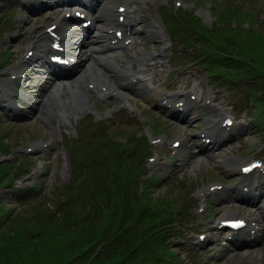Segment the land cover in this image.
Wrapping results in <instances>:
<instances>
[{"label": "rangeland", "instance_id": "obj_1", "mask_svg": "<svg viewBox=\"0 0 264 264\" xmlns=\"http://www.w3.org/2000/svg\"><path fill=\"white\" fill-rule=\"evenodd\" d=\"M149 2V7H146L144 3L141 4L145 7L144 11H142V15L151 21L148 23V25H152L154 20L160 19V13L163 11V5H168L169 7L167 8L169 10L174 9L173 0H149ZM197 2L198 3L195 6L196 8H193V12L204 22L206 26L211 27L216 23L215 15L211 13L215 10L213 1L197 0ZM216 3L217 5L225 3L224 5L227 7L230 5L233 7L240 5L252 12H255L256 8V15L253 16L252 19L258 23L260 16L263 13L264 0H215V4ZM251 4H254L255 8L252 7ZM16 7L18 8H10V6L7 8L2 6L0 7V88L5 90V87H7L9 93H12L9 89L10 86L14 85V82L10 80L11 73L15 72V70L21 65L26 50L31 48L38 38L43 33H45V28L47 26L53 23H58L62 19L61 14L56 13H43L32 16L34 19H29L30 16H27L24 12H21L22 8L19 7V5H16ZM5 14H9V18H6ZM207 15H209L208 18ZM61 25L62 29L68 32V29H70V24L61 22ZM104 26L105 25L103 24V28ZM257 30L264 31V24H257ZM21 31H24L27 37H23L20 34ZM72 41L73 40H71V42ZM149 45V50H152L153 44L149 43ZM143 47H146V44H144ZM162 47L163 46H161V48ZM245 50L246 46H244V51ZM6 52L10 53V55L5 56L4 53ZM116 54L117 53L112 55L114 61L108 65L109 71L131 67H138L140 69L150 67L149 64H147V60L145 61L144 65L139 64L138 59L142 58L143 56L138 57L136 55H130L125 57L124 55L122 58L117 57ZM44 55V53L35 52L34 57L24 63L19 71L25 73V78H22L21 84L23 86L30 85L32 89V98L34 92L36 94H41L42 89L45 90V87L48 86L46 84L47 79L43 75L45 68H42L41 64L39 63V57ZM85 56L86 54L84 53V57ZM174 59L175 56L164 55L162 57L158 56V58L153 60L164 62L166 67L173 68L172 64ZM112 66H115L116 68L112 69ZM190 69L191 71H195L206 78L197 65L191 66L189 70ZM105 73H107V71H105ZM113 75H115V78H117L118 73L113 72ZM120 76H122V81H119V83H128L132 80V78L125 73H120ZM180 80H186L188 85H191L193 82L192 77L189 76L181 78ZM75 81L80 83V87L82 89L88 84L87 82L91 81V78L87 76L83 79L77 78ZM238 82L245 84L242 78H239ZM10 83H13V85ZM226 89L227 91L225 89H219V91H217L218 100H220L222 96L226 98L228 102L234 101L238 106H243L245 107L244 110L249 111V106L245 95L240 94L235 88ZM164 90L165 88L163 87V91ZM177 90H180V86L177 88ZM156 91L163 92L159 90V87H156ZM140 92L142 93L144 91L141 90ZM26 96H29V92L26 93ZM26 96L23 95L24 99L28 100ZM103 96V94H96L93 91H89L86 95V104L89 109L83 114L81 113V108L84 105L79 108L77 106L79 99L74 100L73 95L67 93V91L64 92V95L61 98L57 97V95L56 97L52 98L48 97L47 104L45 105L42 102L40 106L36 108L38 111L31 115L32 118L18 116L8 117L6 112L0 110V144H5L6 150L9 153L16 155V157L5 156L1 155L2 153H0V165H11L12 160H14L16 168L19 169L20 165L23 164V161L27 162L25 164H28L29 169L33 170L32 174L28 177L27 182H18V187H29L31 189L29 195L31 197L38 195L40 197L39 202L42 205H45L47 201H52L54 203V201L63 200L64 196L69 190L68 184L71 185L83 183L89 179V175L86 173L87 167H82L81 165L79 167L77 179H75L77 173L76 163L70 159L69 155L71 153V142H75L76 138L79 136H82L83 142H92L103 133V130L100 128L105 127V124H114L119 128L115 130L117 127H112L114 128L113 130H115V132L111 130V133L121 132L128 136H134L135 134L137 138L145 137L144 134L147 131L145 125H147V120L143 123L139 119L140 116L134 117L132 111L121 109L123 106V100L114 101V99H110V95H105V98H103ZM123 99L126 101L128 97H123ZM137 100L139 101V105L141 107V110H138V115L143 112V116L149 118V122L152 125L157 126L160 130L164 131L165 136L168 137V139L164 140L161 138L162 135L159 133H154L156 136H158L155 137V139L160 137L162 139V143L159 145H151L150 152L153 153V157H158L157 161L160 163L156 161L153 164L148 162V164L150 165L153 173L157 172L163 177V179H165L164 182L168 183L166 186H163L165 183L162 184L161 186L163 187H161V190L175 189L178 192V196L174 199L175 201H180L182 196L186 201L189 193L199 189L202 183L205 185L209 182L222 181L220 173L224 170L226 165L232 166L240 164V159H238L236 156L233 157V153L235 152L234 150H236L238 147L240 148L242 144H244V147L238 153L239 155L248 153L250 151V147H255L257 144L264 143V131L259 130L258 124L254 123L251 125L250 123V129L248 130L244 131L242 127L237 129L238 133L244 132L243 140H241L243 137L237 138V142H239L238 145H235L237 148L225 147L224 153H221L219 158L210 161V166L196 164L193 165L192 168L182 167L181 172L175 173L176 166L171 165V169H169L170 166L166 167V163L173 162L175 148H172V140L175 138V135L186 136L182 140L181 148L177 150L180 155H186V150L183 146L185 140L189 138V146H193V143H196V140L198 139L197 135L204 131L208 126L205 124V126L200 129L199 126L201 124L198 123L196 118L195 122L188 126H182L178 123L175 124L169 119H166V115L162 116L160 111L154 109L153 106L155 102H151L148 105L143 103L141 99L136 98V101ZM255 105L259 111H263V103L256 102ZM25 108L26 111H23V113L27 114L28 112H32L29 107L26 106ZM226 109L228 111H234V109L228 108V106H226ZM79 111L80 114H78ZM63 114H66V117H63ZM241 117L244 118L245 115L243 114ZM261 119L264 122V111L261 113ZM205 122H202V124ZM179 126L181 128H178ZM148 135H150L149 132ZM172 137L173 139L169 140ZM29 146H37L39 151L32 154H27L26 150ZM192 150L193 149L189 147L188 151L190 153V160L188 162L191 164L192 162L198 163V158L191 156ZM180 159L181 157L178 159V162ZM236 160L238 163L235 162ZM158 163H165V165H157ZM82 168L84 170H81ZM186 171L189 172L187 173ZM33 182L40 183L41 187L37 189L34 188ZM41 189L43 190L41 191ZM157 194L158 193H156V195ZM191 197L197 199L200 203L198 192L193 193ZM34 205H30L31 208L28 207L25 209L28 212H31L36 208V206L32 207ZM197 205V202H195L193 208H196ZM50 206L51 205H49V207ZM230 210L231 209L229 208L225 209L219 206L217 210H214L213 216L220 218L221 214H227V212ZM198 222L200 221H196V223ZM213 224L216 223L213 222ZM219 236L223 237V235L219 233L214 236V240L217 241V244L219 243ZM218 247L219 245H217L216 249H218ZM210 255L213 256L211 263L209 262ZM220 257L221 254L219 256V252L217 250L211 254L205 253L202 255V258L197 264H234V262L235 264H239L242 260L241 257H233L232 255L228 254H225L221 259H219ZM188 260L191 263L193 262L192 259ZM245 264L252 263L250 261H245ZM255 264H264V257H260L258 261L255 262Z\"/></svg>", "mask_w": 264, "mask_h": 264}, {"label": "trees", "instance_id": "obj_2", "mask_svg": "<svg viewBox=\"0 0 264 264\" xmlns=\"http://www.w3.org/2000/svg\"><path fill=\"white\" fill-rule=\"evenodd\" d=\"M230 66L236 70L233 62ZM144 151L134 144L125 160L121 147L105 138V168L95 167L105 171L98 170L94 185L85 187L82 206L68 196L65 203H57L60 214L52 218V211L45 208L32 211L33 218L14 221L13 209L1 199L0 264H165L161 259L174 257L164 246V214L173 210L171 204L145 193L151 215L136 198ZM0 153H7L5 144H0ZM10 181L1 165L0 185Z\"/></svg>", "mask_w": 264, "mask_h": 264}, {"label": "bare ground", "instance_id": "obj_3", "mask_svg": "<svg viewBox=\"0 0 264 264\" xmlns=\"http://www.w3.org/2000/svg\"><path fill=\"white\" fill-rule=\"evenodd\" d=\"M121 1H126L127 2V0H121ZM105 15H106L105 13L101 14V16H103V17ZM106 17H108V22H109L110 25H115V24H113V19H114V15L113 14H109L108 16L106 15ZM127 28L132 33L133 26L131 25L130 22L127 24ZM48 39H49L48 36H42L38 40V42H41L42 45L43 44L46 45ZM98 39L101 40V37H98ZM37 46L40 47V45H37ZM79 46L82 47V44L80 43ZM38 47H36V50H37ZM40 48H43V46H41ZM95 64H97V63H95ZM106 71H107V73H110L108 69ZM81 72H83V71H81ZM104 73L105 72L102 70V68H93V67L89 66L88 68L85 69V73L84 74H91V75H93V78H95L97 75L104 77ZM137 80H138V82H145L143 80H140V78H138ZM124 86H125L124 84L119 85V90L123 89ZM65 91H67V93H69V94H72L74 100L79 99L78 101H81L83 99H86V94H85L86 91L83 88L81 89L79 82H72L68 87L60 86V87L55 89V91L53 92V95L55 93V94H57V97L61 98L64 95Z\"/></svg>", "mask_w": 264, "mask_h": 264}]
</instances>
